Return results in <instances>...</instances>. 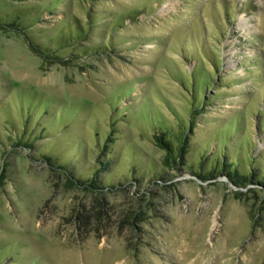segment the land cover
<instances>
[{
	"label": "rangeland",
	"instance_id": "1",
	"mask_svg": "<svg viewBox=\"0 0 264 264\" xmlns=\"http://www.w3.org/2000/svg\"><path fill=\"white\" fill-rule=\"evenodd\" d=\"M263 111L264 0H0V264H264V186L216 140L238 118L263 166Z\"/></svg>",
	"mask_w": 264,
	"mask_h": 264
},
{
	"label": "trees",
	"instance_id": "2",
	"mask_svg": "<svg viewBox=\"0 0 264 264\" xmlns=\"http://www.w3.org/2000/svg\"><path fill=\"white\" fill-rule=\"evenodd\" d=\"M90 1L94 2L97 0H90ZM53 7L54 6H51L49 4H44V5L40 6V9L42 12L45 10L47 12H50V11H53ZM127 16L130 17L132 15L127 14ZM34 17H35V20H40L39 14H37V13L34 14ZM93 19L96 20L97 18H93ZM116 21H118L120 23V21L118 19ZM85 37H86V34H85V31L82 27H78L75 30H71L69 28L68 31H65L64 34H62L58 37V39H57L58 42H56V43H60L63 45H73L77 40L86 39ZM99 48L100 47L97 46L93 49V51L94 52H100ZM36 52L39 53V51H36ZM199 67H200V69H196L195 72H193L191 74V76L193 78L191 77L192 83H191L190 87H189V85L186 86L187 89L192 91L191 92L192 93L191 103L193 105V108H195V109L200 108L204 101H205V103L207 102V100L204 98L205 89L211 87V85L214 83V76L212 77L213 74L211 75V73L204 72L205 70L202 69L201 66H196V68H199ZM180 83H182V85H187V80L185 79V77H183L182 80H180ZM130 91L132 93V90H130ZM123 92H125V90L122 89V90H120V92L118 90L119 94L117 93V96H114L116 101L119 102L120 96H118V95H121L123 98V94H124ZM198 97H200V98L198 99ZM139 111L145 120L151 121V123H154L157 126L155 133H156L157 139L161 143L162 147L172 151L173 148L171 146L172 144H171V140H170L171 136L169 135V133H171L170 131L172 130V128L168 124L167 120L163 119L162 116H158L157 114L152 113L151 109L145 107L144 105L139 107ZM75 114L76 113H74L73 115H75ZM53 119L55 122H60L59 119L56 117H54ZM196 119H197L196 116L191 115L190 125L195 124ZM235 122L237 123V126H238L237 129L235 128V129L231 130L228 127V125H226L218 133V135H216L217 141H219V140L224 141L226 147L231 146V148H230L231 151H228V152L223 151L224 158H225L226 162L223 164V166L218 164L217 169L219 170V172L222 170L225 171V169H226L225 165H226L227 171H228L227 173L229 175H233V177H235V179H236V181H238V183H239V180L244 181V182L251 181V183H255L254 179L257 178L258 182L264 186V165L263 166H260V165L254 166V167H252L254 170L251 168L252 170L250 172L247 168H245V166L247 164H250V167L252 164L254 165V163H256V162L259 164V160H258L259 158H256V156H252V153H251L252 144L249 142V139L242 137L239 139L238 142H236V143L233 142L231 134L234 131L238 130L240 127H242L241 120H239L238 118H235ZM263 124H264V122L261 120L260 124H259V128H262ZM42 134H45V133L42 132ZM100 137H101V134H100ZM82 146H84V144H82ZM98 146L101 149L102 147L103 148L109 147L110 144L105 140L104 143H100ZM136 152H138V151L136 150L135 153ZM80 153H81L80 150L78 151V153L76 152L77 155H79ZM109 153L110 152L108 150H106V152H105L106 157H105L104 163H106L107 170L112 165V162H114L113 159H111V157L109 156ZM232 154H233V158L231 160ZM259 156H261V154H259ZM45 160L51 167L55 168L54 163L51 159V156L46 155ZM135 163L136 162H134V164ZM210 164L211 165L213 164V166H215L214 162H210ZM63 167L66 171L69 172V168L67 166H66V168H65V166H63ZM91 171H93V170H91ZM157 175L160 176L161 174H157ZM76 181L80 182V183L84 182L83 180H81L79 178ZM91 185L95 186L96 184H91Z\"/></svg>",
	"mask_w": 264,
	"mask_h": 264
}]
</instances>
